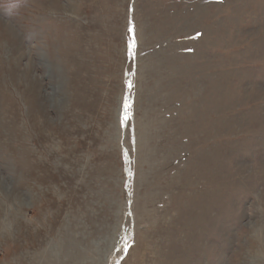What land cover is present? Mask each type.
<instances>
[{
  "label": "rangeland",
  "instance_id": "rangeland-1",
  "mask_svg": "<svg viewBox=\"0 0 264 264\" xmlns=\"http://www.w3.org/2000/svg\"><path fill=\"white\" fill-rule=\"evenodd\" d=\"M0 264H264V0H0Z\"/></svg>",
  "mask_w": 264,
  "mask_h": 264
},
{
  "label": "snow or ice",
  "instance_id": "snow-or-ice-1",
  "mask_svg": "<svg viewBox=\"0 0 264 264\" xmlns=\"http://www.w3.org/2000/svg\"><path fill=\"white\" fill-rule=\"evenodd\" d=\"M129 31L130 32H134V29L132 27L129 28ZM136 47V40H135V37L133 36L130 41H129V45H128V48H129V52L131 53L133 49H135ZM131 87V85H129ZM128 104L127 102H125V105H124V114H125V119L128 118Z\"/></svg>",
  "mask_w": 264,
  "mask_h": 264
},
{
  "label": "bare ground",
  "instance_id": "bare-ground-1",
  "mask_svg": "<svg viewBox=\"0 0 264 264\" xmlns=\"http://www.w3.org/2000/svg\"><path fill=\"white\" fill-rule=\"evenodd\" d=\"M27 163H28V161H27ZM21 164H22V163H21ZM27 169H28V168H27ZM27 169H26V170H27ZM29 169H30V168H29ZM24 177H26V176H24Z\"/></svg>",
  "mask_w": 264,
  "mask_h": 264
}]
</instances>
